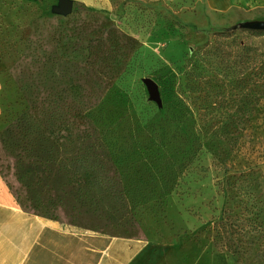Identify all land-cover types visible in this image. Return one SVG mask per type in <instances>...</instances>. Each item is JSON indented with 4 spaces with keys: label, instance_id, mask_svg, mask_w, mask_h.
I'll list each match as a JSON object with an SVG mask.
<instances>
[{
    "label": "rangeland",
    "instance_id": "obj_1",
    "mask_svg": "<svg viewBox=\"0 0 264 264\" xmlns=\"http://www.w3.org/2000/svg\"><path fill=\"white\" fill-rule=\"evenodd\" d=\"M71 1L61 16L57 0H0V177L17 202L192 264H264V32L229 31L264 5ZM25 110L57 164L40 188L18 178L6 131Z\"/></svg>",
    "mask_w": 264,
    "mask_h": 264
},
{
    "label": "crops",
    "instance_id": "obj_2",
    "mask_svg": "<svg viewBox=\"0 0 264 264\" xmlns=\"http://www.w3.org/2000/svg\"><path fill=\"white\" fill-rule=\"evenodd\" d=\"M204 5L208 16L234 11L251 15L264 0H204ZM0 264L192 263L155 241L99 236L30 213L0 177Z\"/></svg>",
    "mask_w": 264,
    "mask_h": 264
},
{
    "label": "trees",
    "instance_id": "obj_3",
    "mask_svg": "<svg viewBox=\"0 0 264 264\" xmlns=\"http://www.w3.org/2000/svg\"><path fill=\"white\" fill-rule=\"evenodd\" d=\"M12 119L13 120L10 121V127L6 131L11 136L9 140L10 147L17 150L11 152L13 156L17 158V163L19 164L17 168V176L22 182H25L28 186L32 185L34 187L40 188L39 182L44 181V175H48L50 173L48 169L50 164L51 168L57 165L56 162H49L51 148H48L46 146L47 140L40 124L33 119V117L28 113V111L25 110L24 112H22L18 116H15ZM19 144H23L24 146L20 147ZM22 155H24V157L26 158H33L35 161H37V164L35 166H30L28 165V163H26L25 165L23 162L24 157H22ZM44 162H47V166L45 167L42 164ZM76 166H78V164H76ZM92 180L93 185H96V187L99 188L102 186L103 181L97 178H92ZM108 184H110V181L107 182V185ZM218 258L221 260L222 264H225V260L223 257Z\"/></svg>",
    "mask_w": 264,
    "mask_h": 264
},
{
    "label": "water",
    "instance_id": "obj_4",
    "mask_svg": "<svg viewBox=\"0 0 264 264\" xmlns=\"http://www.w3.org/2000/svg\"><path fill=\"white\" fill-rule=\"evenodd\" d=\"M73 1L71 0H57V5L52 7V13L55 15L68 16L72 12ZM236 30H250L257 32H264V20H253V21H243L232 27L229 31ZM145 85L149 91L150 98L158 102L159 93L156 84L151 80H146Z\"/></svg>",
    "mask_w": 264,
    "mask_h": 264
}]
</instances>
